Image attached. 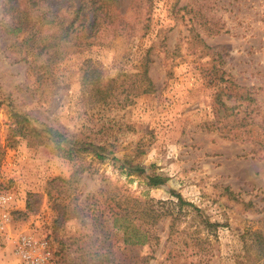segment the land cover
Masks as SVG:
<instances>
[{
  "label": "rangeland",
  "instance_id": "obj_1",
  "mask_svg": "<svg viewBox=\"0 0 264 264\" xmlns=\"http://www.w3.org/2000/svg\"><path fill=\"white\" fill-rule=\"evenodd\" d=\"M148 11L146 29L51 63L5 33L0 0V264H24L19 234L47 241L48 264H238L242 235L264 233V0H152ZM88 62L127 88L146 68L155 91L85 103ZM25 116L107 157H58L14 132ZM131 228L150 240L124 243Z\"/></svg>",
  "mask_w": 264,
  "mask_h": 264
},
{
  "label": "trees",
  "instance_id": "obj_2",
  "mask_svg": "<svg viewBox=\"0 0 264 264\" xmlns=\"http://www.w3.org/2000/svg\"><path fill=\"white\" fill-rule=\"evenodd\" d=\"M151 2L152 0H2V14L10 17V24L4 31L15 37L22 35L21 40L15 43L21 50L33 52L37 57L47 56L46 61L56 63L66 56L70 48L90 47L103 40L132 36L140 24L141 29H146ZM134 10H140V14H133ZM50 29L53 32L46 33ZM135 76L136 82L130 83L127 88L125 83L119 82L120 75L105 78L99 68L88 62L80 82L81 98L88 104L114 103L116 106H126L137 96L155 91L146 68ZM14 130L20 136H29L37 146H51L58 157L67 160H74L81 154H91L98 160L107 157L104 154L107 150L105 146L87 141L81 134L62 132L49 126L39 130L27 116L17 123ZM135 169L145 177L150 187L164 185L159 176H148L145 170ZM176 201L180 208L187 205L181 196H177ZM143 216L150 223L152 215L145 211ZM201 223L205 228L214 227L206 219ZM130 231L133 233L129 232V236L123 238L128 245H144L150 240L135 228ZM242 239L245 242L242 259L245 261L238 264H262L264 233L259 230L246 232Z\"/></svg>",
  "mask_w": 264,
  "mask_h": 264
},
{
  "label": "built area",
  "instance_id": "obj_3",
  "mask_svg": "<svg viewBox=\"0 0 264 264\" xmlns=\"http://www.w3.org/2000/svg\"><path fill=\"white\" fill-rule=\"evenodd\" d=\"M9 202L8 195L0 196V206L5 207ZM7 216L3 214L0 221V233H6ZM14 254L18 256L24 264H48L50 259L47 241L36 242L31 236L19 234L14 241Z\"/></svg>",
  "mask_w": 264,
  "mask_h": 264
}]
</instances>
